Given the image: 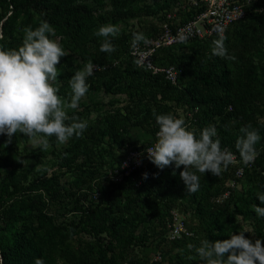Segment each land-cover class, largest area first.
I'll use <instances>...</instances> for the list:
<instances>
[{"label": "trees", "instance_id": "trees-1", "mask_svg": "<svg viewBox=\"0 0 264 264\" xmlns=\"http://www.w3.org/2000/svg\"><path fill=\"white\" fill-rule=\"evenodd\" d=\"M40 2L0 0V49L21 46L24 28L37 27L39 23L35 20L38 16H45L44 20L54 28L55 33L72 34L77 46L81 47L75 28L70 27L68 19H93L94 12L85 5H76L59 13L60 4L57 1L48 0L44 7L41 6L43 9L38 8ZM63 14L65 19L61 18ZM259 16L260 19H257ZM190 19L188 14L182 22ZM248 22L250 24L246 28L235 31L238 25ZM231 32L241 37L243 43L239 49L228 51L235 59L208 57L215 39L207 40L210 43L206 48L195 51L194 57L181 68L178 85H172L163 74L154 75L139 68L129 49H122L124 39L114 41L116 51L113 53L101 52V43L94 40L97 47L94 55L82 51L83 58H97L104 67L96 69L88 77V92L102 89L110 95L122 94L127 97L128 104L110 111L103 125L87 123L83 136L70 139L68 147L60 153L56 163L58 168L51 176L46 173L31 176L23 163L9 159L1 149V144L6 141L0 135V160L11 168L0 183V216L10 219L24 211L34 215L27 242L34 256L43 260V264H55L58 259L69 264H136L139 257L133 252L147 247L153 226L166 225L171 211L183 200L194 209L193 216L198 219L197 234L202 240L228 239L232 233L236 234L234 231L238 227L245 225L254 227L259 233L264 231V219L257 218L253 209L254 204L264 206L256 198L257 193L264 192L262 175H259L260 180L252 195L243 194L235 200L231 194L222 200L230 192L227 186L229 169L219 177L211 173L198 174L200 189L189 194L179 177L183 168L176 169L177 175L172 176L174 166L161 171L147 157L142 158L141 166L127 169L128 175L120 181L105 176L102 172L106 163L98 149L105 139L109 142V152H113L115 147L123 149L130 145L128 135L133 128L158 131L156 115L171 113L179 118L176 112L182 109L191 113L185 125L195 131L197 138L200 130L214 125L221 148L230 149L236 156V162H240L235 149V142L241 135L239 129L250 124L261 137L256 145L259 155L255 163L258 168L262 167L264 63H256L255 57L259 53L264 59V16L252 14L245 22L233 25L226 40L231 37ZM160 53L157 52L154 59L158 67L161 56L167 57ZM81 69L83 65L77 64L71 73L61 79L58 95L67 93L70 98L69 80ZM69 116L83 120L79 111ZM155 141H150L149 146ZM49 143L52 146L58 144L55 137L50 138ZM144 173H148L147 179L142 178ZM65 177L68 178L63 182ZM59 210L71 212L75 217L58 223L56 212ZM80 236L90 240L85 244V250L75 249L72 244V239ZM257 239L264 241V237ZM177 242L179 240L174 242V247ZM184 242L186 244L187 240ZM181 255L175 254L173 264H187ZM1 264L27 263L12 247L3 253Z\"/></svg>", "mask_w": 264, "mask_h": 264}, {"label": "rangeland", "instance_id": "rangeland-1", "mask_svg": "<svg viewBox=\"0 0 264 264\" xmlns=\"http://www.w3.org/2000/svg\"><path fill=\"white\" fill-rule=\"evenodd\" d=\"M60 4L59 13L64 9L74 7L76 5H85L87 8L94 12L95 17L93 19L84 18H70L68 22L70 27H74L76 34L81 42V47L77 46V43L73 40L72 34H60L55 33V36L51 39L57 40L62 46L67 55L61 58V63L58 65L60 75L54 82V86L59 89L61 79L65 75L71 73L73 68L77 64L83 65L89 61L93 62L96 69H101L102 64L97 58L85 59L82 51L94 55L97 50L96 40L98 43H102L103 38L95 35V32L106 24H113L118 27L119 35L115 38H111L112 43L116 40H123L122 49L131 50V41L133 39V33L142 32L148 40L151 41L161 36L162 25L167 21L168 16L173 15L174 5L178 0H54ZM48 0H41L39 9H43L44 4ZM42 6V7H41ZM43 14V12H42ZM45 16H38L37 23L44 20ZM261 16H259L260 19ZM61 18H66L63 17ZM57 19L54 18L53 21ZM252 21V19H251ZM20 20L18 21V24ZM250 23L238 25L235 29L236 32L246 28ZM232 33V32H231ZM0 38L2 34L0 32ZM210 42L199 41L198 43L187 46H169L159 50L161 55H167L166 58L161 56L159 59V67L167 69L171 66H177L181 69L191 57H194L195 51H202ZM212 44V43H211ZM242 39L238 37L236 33H232L231 37L225 41V46L229 50L233 48L239 49L242 47ZM80 45V44H79ZM139 47H145L144 43H140ZM256 63L263 64L264 59L260 58L258 53ZM211 52L208 53V57H211ZM231 66L232 64L229 63ZM106 67V66H105ZM61 96L65 101L70 98L67 97V93ZM128 104V99L125 95L115 94L110 95L105 93L102 89H96L92 92H88L79 103L76 109L68 108L67 113L70 115L74 111L82 113V118L89 124H101L106 115L117 108L125 107ZM180 119L186 121L191 115L190 112L178 109L176 112ZM157 131L146 128H133L128 137L130 139V145H126L123 149L115 147L113 152H109L108 140L105 139V143L98 149L103 155V162H105V168L103 169V175H109L117 180H121L124 176L128 175L127 169H132L135 165V161H140L142 158H146L145 148L149 147L150 141L156 139ZM2 139L7 141V136H2ZM69 141L63 145L57 144L55 146L50 145L47 149L34 148L30 145L27 137L17 133L12 138V142L5 146V143L1 144V149L9 157V159L19 162L24 161L23 167L29 171L30 175L35 174H51L57 170V158L60 153H63L68 147ZM106 150V151H105ZM143 153L141 156L140 154ZM264 160V151L261 153ZM120 162V163H119ZM256 160L251 165H244L241 162H234L228 168V174L230 179L227 182V186L230 188V192L224 196L222 200L228 198L231 194L236 200L237 197L243 194L252 195L256 183L260 180L262 175L264 178V164L262 167L256 166ZM121 166H120V165ZM120 166V167H119ZM10 167L6 162L0 160V183L6 177L10 171ZM126 169V170H125ZM257 169V170H256ZM124 170V172H123ZM247 172H249L247 174ZM250 175V176H249ZM70 178V175L68 176ZM65 177L63 182L66 181ZM58 223H63L73 219L75 216L71 212L59 210L56 212ZM194 209L190 204L183 200L179 201L176 208L171 211L170 216L167 219L166 225H154L151 230L150 240L147 247L142 251L135 250L134 255L138 254V262L136 264H173L172 258L176 253L182 254L184 261L187 264H205L201 261L195 253V247H199L201 236L197 234L198 219L193 216ZM34 220V215L28 211H24L19 215H15L8 219L7 217L0 216V264L2 262L3 253L6 250H10L12 247L16 248L20 257H23L27 264H35L38 259L34 256V252L30 250L28 246L27 238L29 237L30 224ZM239 220L241 217L239 216ZM28 230V231H27ZM245 232V237L251 240L258 237H264V231L259 233L254 227L245 225L243 228H237L234 233ZM261 234V236H260ZM177 242L176 247L175 241ZM187 240L185 244L184 241ZM90 242L89 238L80 236L72 239V244L75 249L85 250V244ZM191 244L195 247L189 248ZM186 245V246H185ZM175 248V249H174ZM187 253H190L187 255ZM191 257V259H189ZM55 264H69L64 260L58 259Z\"/></svg>", "mask_w": 264, "mask_h": 264}, {"label": "clouds", "instance_id": "clouds-1", "mask_svg": "<svg viewBox=\"0 0 264 264\" xmlns=\"http://www.w3.org/2000/svg\"><path fill=\"white\" fill-rule=\"evenodd\" d=\"M22 44L16 49H0V135L7 136L5 143L10 144L17 133L27 137L34 148L47 149L50 138L63 145L73 137L81 138L87 130V121L77 116H69L68 108L76 109L82 98L89 91L88 77L93 75L95 65L89 61L84 68L77 70L69 80L70 99L65 101L58 95L54 86L60 72L58 65L67 53L55 39L54 28L41 21L35 28H24ZM218 38L212 41L211 55L226 60L235 57L228 54L225 46L227 37L220 25L213 29ZM95 35L103 38L99 50L103 53L116 51L111 38L119 35L117 26L109 23L102 25ZM182 41L186 38L181 37ZM150 41L142 33H133L131 46ZM158 131L153 146L146 147L148 160L159 170L173 167L183 168L179 177L185 185V191L194 194L200 189L198 174L211 173L221 176L230 165L236 162V156L230 149H222L217 128L209 125L200 130L199 137L194 130H189L183 119L171 113L155 116ZM235 142L240 162L244 165L254 163L259 153L256 149L261 140L259 132L250 124L240 127ZM141 156L143 153L140 154ZM24 163V161H19ZM148 178V173L143 174ZM155 178V176L153 177ZM260 205H264V192L257 193ZM257 218L264 219V206L253 205ZM191 249L195 246L189 244ZM195 253L205 264H264V241L254 242L245 237V232L231 234L228 239L210 241L203 239ZM191 259V257H189ZM35 264H43L37 259Z\"/></svg>", "mask_w": 264, "mask_h": 264}, {"label": "built area", "instance_id": "built-area-1", "mask_svg": "<svg viewBox=\"0 0 264 264\" xmlns=\"http://www.w3.org/2000/svg\"><path fill=\"white\" fill-rule=\"evenodd\" d=\"M188 14L191 15V19L183 23V17ZM252 14L264 16V1L180 0L173 10V15L168 16L167 21L162 25L161 36L153 39L145 47L131 46L130 55L135 58L139 68L151 71L154 75L163 74L172 85H178L181 69L177 66L163 69L155 64V54L161 48L166 45L180 46L197 40L217 39L218 35L213 31L217 25L224 28V35L227 36L233 25L245 22ZM181 37L186 39L182 41ZM145 156L147 157V153ZM141 163L142 159L136 160L132 169L141 166Z\"/></svg>", "mask_w": 264, "mask_h": 264}]
</instances>
